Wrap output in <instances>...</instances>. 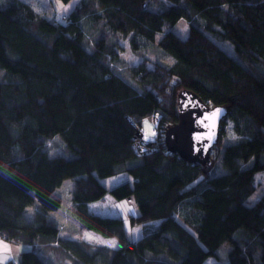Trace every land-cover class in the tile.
<instances>
[{
  "label": "trees",
  "instance_id": "trees-1",
  "mask_svg": "<svg viewBox=\"0 0 264 264\" xmlns=\"http://www.w3.org/2000/svg\"><path fill=\"white\" fill-rule=\"evenodd\" d=\"M153 47L174 62L146 61ZM127 48L144 61L123 72ZM182 87L228 108L211 166L166 145ZM263 171L264 0H80L66 22L0 0V238L31 246L18 264H206L222 249L226 264H264V194L248 202ZM68 178L80 238L50 216Z\"/></svg>",
  "mask_w": 264,
  "mask_h": 264
},
{
  "label": "rangeland",
  "instance_id": "rangeland-1",
  "mask_svg": "<svg viewBox=\"0 0 264 264\" xmlns=\"http://www.w3.org/2000/svg\"><path fill=\"white\" fill-rule=\"evenodd\" d=\"M28 3H30L38 12L43 14L44 16L50 18V19H57L58 21L61 22H66V17L68 13L70 12L71 8L73 5L78 3L80 0H75L74 3L72 2L70 5H67L63 3L61 0H24ZM178 33L182 37L188 36L189 33V25L187 21L182 20L178 27H177ZM220 45L231 55L234 54V47L230 42H225V43H220ZM123 57V64H119V69L122 70L123 72L128 70L129 68H138L144 61L143 56H140L139 53L134 52L130 48H127L126 53L122 56ZM145 59L146 61H150L149 58H151V61H162L164 63L172 64L174 62V59L170 55L163 54L159 49L156 47L149 48L146 50L145 53ZM174 82V81H173ZM157 119L155 116L153 117H148L144 120L143 122V130H144V136L148 139L153 140L155 135L158 132V128H155ZM156 129V131H155ZM47 146L52 150L53 153L60 152L61 149V141L59 140L58 137L55 139H51L48 141ZM213 153V152H212ZM219 161V159H218ZM220 171V169H219ZM127 175H119L114 178H110L108 180H105V183L107 186H111V184H119L127 179ZM256 185H257V190L255 193L250 197L249 203L254 204L256 203L261 196L264 194V171L259 172L256 175ZM73 186V181L72 179H65L60 187L56 189L54 192V196L60 197L62 200V205L60 209L56 211H52L50 213V216L54 218L57 222L58 225L61 226H67L66 229H62L61 235L66 236L68 233H73V237H77L79 234L77 233V228L69 230L72 227H75L78 225V220L76 219L73 211V202L71 199V189ZM111 207L108 203H100L98 207H102V209L106 207ZM97 208V207H96ZM95 208V209H96ZM116 210L120 212V214L123 216L125 220V227L126 230L129 234L130 238H137L141 236L142 230L138 227L135 231L130 226V217L131 215H136L137 214V209L135 208L134 202H131L130 200L126 201H121L118 203L116 206ZM64 224V225H62ZM102 237V236H99ZM103 238V237H102ZM226 249L221 250V259L218 260L216 258H209L206 261V264H226L227 263V258L225 254Z\"/></svg>",
  "mask_w": 264,
  "mask_h": 264
},
{
  "label": "water",
  "instance_id": "water-1",
  "mask_svg": "<svg viewBox=\"0 0 264 264\" xmlns=\"http://www.w3.org/2000/svg\"><path fill=\"white\" fill-rule=\"evenodd\" d=\"M177 103L178 121L166 131L168 149L190 163L211 166L212 152L219 143L221 123L228 114V108L211 105L187 87L178 90ZM138 137L146 144L153 141L146 139L144 131H140Z\"/></svg>",
  "mask_w": 264,
  "mask_h": 264
},
{
  "label": "crops",
  "instance_id": "crops-1",
  "mask_svg": "<svg viewBox=\"0 0 264 264\" xmlns=\"http://www.w3.org/2000/svg\"><path fill=\"white\" fill-rule=\"evenodd\" d=\"M111 178H114V177H111ZM108 179H110V178H107L106 180H108ZM115 185H117V184L113 183L109 187H113ZM124 201H126V200H124ZM62 225H64V224H62ZM63 229H65L64 226H63ZM69 237L80 238L81 234L79 233V235L77 237H73L72 235L69 234ZM30 247L31 246H29V245L18 244V243H14L11 241H7L3 238H0V263L5 264L8 262H13L14 264H18L20 261V257H21L22 252L30 249ZM5 249H7V250H5Z\"/></svg>",
  "mask_w": 264,
  "mask_h": 264
},
{
  "label": "clouds",
  "instance_id": "clouds-1",
  "mask_svg": "<svg viewBox=\"0 0 264 264\" xmlns=\"http://www.w3.org/2000/svg\"><path fill=\"white\" fill-rule=\"evenodd\" d=\"M146 139H148V138H146ZM150 140V139H149ZM154 140V139H153Z\"/></svg>",
  "mask_w": 264,
  "mask_h": 264
},
{
  "label": "built area",
  "instance_id": "built-area-1",
  "mask_svg": "<svg viewBox=\"0 0 264 264\" xmlns=\"http://www.w3.org/2000/svg\"><path fill=\"white\" fill-rule=\"evenodd\" d=\"M157 119V118H156ZM155 131H156V129H155Z\"/></svg>",
  "mask_w": 264,
  "mask_h": 264
},
{
  "label": "snow or ice",
  "instance_id": "snow-or-ice-1",
  "mask_svg": "<svg viewBox=\"0 0 264 264\" xmlns=\"http://www.w3.org/2000/svg\"><path fill=\"white\" fill-rule=\"evenodd\" d=\"M219 111V110H218ZM5 250H7V249H5Z\"/></svg>",
  "mask_w": 264,
  "mask_h": 264
}]
</instances>
